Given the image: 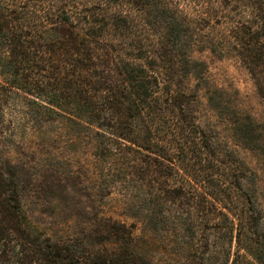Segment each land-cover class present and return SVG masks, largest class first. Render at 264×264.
I'll use <instances>...</instances> for the list:
<instances>
[{"label":"trees","instance_id":"1","mask_svg":"<svg viewBox=\"0 0 264 264\" xmlns=\"http://www.w3.org/2000/svg\"><path fill=\"white\" fill-rule=\"evenodd\" d=\"M204 53L264 100V0H0V264H264V122Z\"/></svg>","mask_w":264,"mask_h":264},{"label":"rangeland","instance_id":"2","mask_svg":"<svg viewBox=\"0 0 264 264\" xmlns=\"http://www.w3.org/2000/svg\"><path fill=\"white\" fill-rule=\"evenodd\" d=\"M200 56L206 59L209 64L208 75L214 86H218L220 88H227L230 90H238L239 96L237 108L240 110V113H242V115H251L257 122H264V100H262L259 95L256 83L252 75L243 66V64L235 58L220 59L212 55L211 53H204ZM200 95L206 101L207 88H202L200 91ZM206 120H208V118ZM224 133L225 132H223L222 135H224ZM239 151L241 156L248 163V165L254 168L259 173V177L261 178V187L264 204L263 157L260 156L258 152L249 149L239 148ZM10 156L14 157V153L11 152ZM74 191H76L75 187H73V191H71L70 194L74 193ZM77 191L82 193V195H77L76 197H74V199L72 197L70 198L79 206H84L86 209H88L89 213H91V216L93 215V213L98 214L99 212L104 211L106 212L107 216H112L113 214V216L120 219L118 215L115 214L118 208V203L116 202L115 197L109 198L102 204L98 203L92 206V203L88 201V199L84 196L83 189L78 188ZM42 201L43 199H39L37 198V196H32L29 199L27 210L32 219V222L36 224H41V226H47L48 223L59 222L53 217L54 207H52V205H50L48 202L43 203ZM59 202L61 203V200H59ZM64 202L66 203V201ZM91 206L94 208L92 209ZM128 222L131 223L132 221ZM135 234L140 235V231H135Z\"/></svg>","mask_w":264,"mask_h":264}]
</instances>
